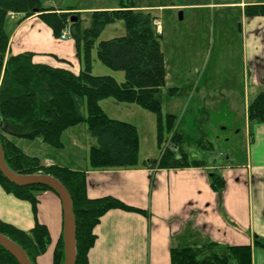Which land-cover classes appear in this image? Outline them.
<instances>
[{"label":"crops","instance_id":"1","mask_svg":"<svg viewBox=\"0 0 264 264\" xmlns=\"http://www.w3.org/2000/svg\"><path fill=\"white\" fill-rule=\"evenodd\" d=\"M249 4H264V0H198L179 5L193 9L196 16L214 14L222 33L226 27L225 21L230 17H234L236 23L240 21L239 32L230 36L241 42L248 60L247 75L240 85L236 80L228 79L225 83L228 86L222 87L224 83L214 78L211 87H200L198 84L193 87L194 95L181 98L176 107L170 110H185L183 116H187L195 107L207 116L200 126L206 132L200 140L194 138L195 130L189 129L195 127L189 126L188 118L185 119L187 128L180 124L178 126V131L185 136L191 157L204 160L203 166L179 169L146 166L144 162L151 158L142 157L140 145L139 164L135 167L90 169V149L80 145L75 136L78 131L69 132L78 125L64 131V145L58 150L67 148L63 137L73 135V149L85 151L80 162L78 158L60 156L58 151L52 157L43 156L41 159L48 165L60 164L75 170H86L89 197L111 195L149 213L146 215L121 208L107 211L94 227L96 240L88 252V264H172L171 247L186 229L193 231L192 234L198 239L225 244H252L253 264H264V249L254 244L256 240L264 243V122H250L248 118L250 103L264 89V15L246 16L245 7ZM53 7L58 11L68 9L77 12L73 7ZM149 7L152 6H138L151 12L152 8ZM20 17H10L7 23L10 35L8 55L29 52L36 64L65 68L74 73L81 71L83 58L73 36L58 38L39 12L18 21ZM97 62L98 59L93 57V63ZM113 76L118 81L124 80ZM205 90L207 93L203 94ZM210 91L215 93L211 94ZM106 100L101 101V106L110 115V110L104 104L112 107V103ZM210 106V110H206L205 107ZM210 111L217 116L231 115L229 120L222 116L217 123L214 122L216 136H211L207 129V124L215 119L209 121ZM238 137L241 144L236 141ZM204 141L211 143L210 148L214 147L215 141L220 144L223 156L220 161L214 159L208 150H201L198 144ZM38 142L41 148L44 144L50 146ZM50 147L47 150H51ZM195 149L199 151L196 153ZM212 171L225 178L226 186L221 194L210 185L209 175ZM37 199V202H32L18 198L6 191L0 181V220L23 230H30L37 223L45 224L51 243L46 252L37 257L36 264H53L54 250L63 233V204L53 190L39 191Z\"/></svg>","mask_w":264,"mask_h":264},{"label":"trees","instance_id":"2","mask_svg":"<svg viewBox=\"0 0 264 264\" xmlns=\"http://www.w3.org/2000/svg\"><path fill=\"white\" fill-rule=\"evenodd\" d=\"M11 12L21 15L18 21L39 12L57 37L76 15L78 20L71 26L72 36L83 58L81 71L74 73L65 68L36 64L29 52L8 55L10 35L7 23ZM79 14L45 6L43 0H0V142L6 163L14 172L49 174L68 190L77 228L76 264H88V252L96 240L94 227L107 211L121 208L146 215L149 213L111 195L89 197L86 170L45 164L38 156L24 152L10 136L62 148L64 131L85 123L96 140L89 151L90 169L135 167L139 164V131L134 123L113 118L102 108V100L113 98L119 102L138 104L156 116L160 156L145 161L146 166L179 169L203 166L205 162L191 157L185 146L184 134L176 130L178 116L163 110L166 68L161 46L162 33L156 30V17L130 2L119 9L93 11L90 26L82 31ZM245 14L250 17L264 15V4L247 5ZM118 20L125 23L126 34L98 40L105 27ZM95 46L98 59L104 65L124 71L123 81H118L111 74L93 73L92 52ZM169 93L175 94L176 88H170ZM248 118L250 122H264V89L250 103ZM210 144L204 141L199 147L208 150ZM0 181L6 191L32 202H37L39 191L53 190L41 184L18 186L1 171ZM209 181L215 191L223 192L226 182L221 174L212 171ZM192 232L186 229L175 240L170 251L172 264H253L252 244H225L198 239ZM0 233L22 246L33 264L51 243L49 230L42 223L23 230L0 220ZM254 244L264 249V243L258 240ZM64 259L62 234L54 250L53 264H63ZM0 264L20 263L0 244Z\"/></svg>","mask_w":264,"mask_h":264},{"label":"rangeland","instance_id":"3","mask_svg":"<svg viewBox=\"0 0 264 264\" xmlns=\"http://www.w3.org/2000/svg\"><path fill=\"white\" fill-rule=\"evenodd\" d=\"M190 1L198 0H43L48 6L52 5L61 8L73 7L72 9H76L77 12L80 13V29L82 31L90 26L91 14L93 11L119 9L123 4H128L130 2L139 7L147 5L152 6L149 8H152L151 13L156 17L155 22L157 23L159 21L163 28L161 46L165 57L166 68V85L162 91L163 110L166 113H173L178 116L176 130H178L179 124L187 128L185 119L188 118L190 120L189 126L195 127V129H189L191 131L195 130L196 137L194 138L200 140L202 139V134L206 133L200 129V126L202 121L206 120L207 116L197 111L195 107L189 111L187 116H183L185 110L181 111V109H176L175 112L170 110L176 107L179 101H181V98L187 95H194L195 90L193 87L198 84L200 87L204 85L211 87L213 85L211 82L215 81L214 78H218L224 83L221 84L222 87L228 86L225 84L228 79H234V81L236 80V83L240 85L241 81L244 82L245 75H247L248 60L245 58L244 48L241 42L233 40L230 36V34L233 36L235 33L237 34L239 32L240 21L236 23L234 17H230V19L225 21L226 27L222 33L219 28V21L214 18V14L208 15L204 13L203 15L198 14V16H196L194 15L193 9L179 6ZM125 34V23L122 20H118L109 23L102 31L98 40H107L124 36ZM92 57L98 59L96 46L93 48ZM93 68L95 74H113L117 76L119 80L125 78L124 71L113 70L104 65L99 59L97 63H93ZM170 88H176V93L171 95L169 93ZM205 91L206 92H203V94L207 93V90ZM210 93L214 94L215 92L210 91ZM106 101L112 103V107L111 105L109 107V104H106L104 101V106L110 110L109 116L113 118L119 117L120 120L134 122L139 129L142 157L149 156L153 160L159 158L160 149L156 138L157 129L155 114L142 108L138 104L119 102L113 98H108ZM211 107L212 106L205 108L209 111ZM86 110L85 108V111ZM222 116L226 118V120L231 119V115L228 113ZM222 116H217L210 111L209 121L215 118L214 121L207 124V129L211 136L217 135L215 125L213 124L214 122L217 123L220 120L219 118L222 119ZM181 119L184 120L181 121ZM198 125V129H196ZM77 127L69 130V132L78 131L75 136L79 140L80 145L87 146L89 150V147L95 144V138L90 135L88 126L85 123L78 124ZM72 136L73 135L63 137L67 143V148L65 150H58V148L55 149L45 144L44 147L41 148V144H39L38 140H30L16 136H11V138L29 155L37 156L38 154V157L42 159L43 156L52 157L56 155V151H58L57 154L60 156L69 159L73 157L75 159L78 158L77 160L80 162L82 157L85 156V151L82 149H73ZM236 141L240 144L242 142L239 137L236 138ZM192 142L197 144L196 141ZM213 146L214 147L208 149L207 152H209L214 159L220 161L223 158L220 144L218 145L217 141H215ZM49 147L51 150H47ZM195 150L196 153L199 151L198 149ZM201 150L203 149L201 148ZM69 154H72V156L69 157Z\"/></svg>","mask_w":264,"mask_h":264},{"label":"water","instance_id":"4","mask_svg":"<svg viewBox=\"0 0 264 264\" xmlns=\"http://www.w3.org/2000/svg\"><path fill=\"white\" fill-rule=\"evenodd\" d=\"M76 15L72 16V22L77 21ZM0 171L5 177L18 186L41 184L52 188L61 198L64 210L63 241L65 259L63 264H76L77 258V228L72 199L65 186L54 176L42 172L20 174L14 172L6 163L3 146L0 142ZM0 244L3 245L20 264H33L26 251L18 243L8 236L0 233Z\"/></svg>","mask_w":264,"mask_h":264},{"label":"built area","instance_id":"5","mask_svg":"<svg viewBox=\"0 0 264 264\" xmlns=\"http://www.w3.org/2000/svg\"><path fill=\"white\" fill-rule=\"evenodd\" d=\"M157 24V30L159 32H161V25L159 23H156ZM72 35V27H71V24L68 23L65 28L62 30L59 38L60 39H67L69 38L70 36Z\"/></svg>","mask_w":264,"mask_h":264},{"label":"bare ground","instance_id":"6","mask_svg":"<svg viewBox=\"0 0 264 264\" xmlns=\"http://www.w3.org/2000/svg\"><path fill=\"white\" fill-rule=\"evenodd\" d=\"M17 14H15V13H10V17H15Z\"/></svg>","mask_w":264,"mask_h":264}]
</instances>
